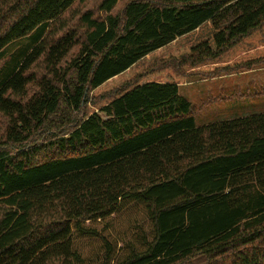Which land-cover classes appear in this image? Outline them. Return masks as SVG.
I'll use <instances>...</instances> for the list:
<instances>
[{
  "label": "trees",
  "instance_id": "16d2710c",
  "mask_svg": "<svg viewBox=\"0 0 264 264\" xmlns=\"http://www.w3.org/2000/svg\"><path fill=\"white\" fill-rule=\"evenodd\" d=\"M18 44L0 264H264V112L198 126L178 92L264 65V0H0V73Z\"/></svg>",
  "mask_w": 264,
  "mask_h": 264
},
{
  "label": "rangeland",
  "instance_id": "374dc122",
  "mask_svg": "<svg viewBox=\"0 0 264 264\" xmlns=\"http://www.w3.org/2000/svg\"><path fill=\"white\" fill-rule=\"evenodd\" d=\"M96 2L97 0H89V7H94ZM20 45H16L3 55L7 60L3 63L0 75L6 76L5 74L11 70L23 47L17 52L13 50ZM1 66L2 61H0ZM178 92L191 103L193 118L198 126L263 113L264 65L211 78L190 77L178 86ZM5 126L6 120L0 114V139L4 134ZM111 222L113 223L111 235L114 237H118L119 233H128L125 213H118ZM96 245V243L85 245L82 248L83 255L85 257L91 255L98 247ZM191 264H204V262L201 259H195Z\"/></svg>",
  "mask_w": 264,
  "mask_h": 264
}]
</instances>
